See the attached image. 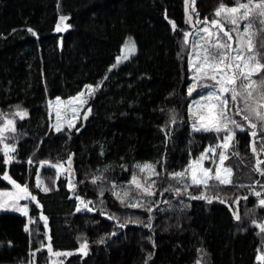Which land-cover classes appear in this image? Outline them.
Wrapping results in <instances>:
<instances>
[{
    "label": "trees",
    "instance_id": "trees-1",
    "mask_svg": "<svg viewBox=\"0 0 264 264\" xmlns=\"http://www.w3.org/2000/svg\"><path fill=\"white\" fill-rule=\"evenodd\" d=\"M220 3L232 5L234 0H195L193 20L196 14L201 21L215 18ZM183 6L184 0H0V110L10 114L19 104L29 113L22 121L16 118V160L4 165L0 152V189L9 188L2 179L7 171L18 183H27L42 206L30 202L29 217L35 220L29 225L34 230L31 236L24 231L28 217L0 212V264H50L46 247L36 252L35 259L31 255L39 248V240L48 243L45 233L51 236L54 251L73 252L62 257L64 264H144L149 252L153 256L148 264H196L198 259L201 264H258L255 257L264 249V235H258L250 224L251 213L239 227L232 216L238 210L243 218L254 206L256 198L251 195L247 201L232 203L236 196L248 194L247 188L220 186L227 203L158 192L153 199L161 201L159 208L165 210L154 211V231L128 225L115 229L117 234L106 238L105 244H97L94 241L100 236L114 230L115 221L99 211L77 212L78 202L67 187L66 174L57 177L54 168L39 163L67 161L73 155L76 191L96 201L90 177L105 165L110 166L106 173L110 179L126 183L138 162H155L158 171L161 165L168 172L180 171L204 147L216 143L212 134L192 133L188 120L187 106L193 99L187 95L190 45L183 53L181 45L183 31L193 29L185 21ZM61 15L68 17L66 23L71 27L57 33L55 25ZM170 22L177 25L175 31ZM255 27L259 47L264 42V27ZM128 37L135 42V54L113 67ZM87 84L93 85L95 94L87 104L91 112L85 123L80 120L79 131L73 129L71 138L67 130L55 132L49 102L57 96H75ZM171 108L182 122L167 126L171 133L166 137L165 113ZM261 135L264 131H258V137ZM251 142L247 128L237 130L225 161L233 168L232 179L237 184L262 179L252 171ZM259 143L257 140V147ZM260 158L264 160V153ZM37 169L43 186L51 189L47 193L36 187ZM85 174L89 179L85 180ZM81 180L85 182L79 183ZM190 190L196 194L195 189ZM103 199L109 212L147 217L140 209L122 207L109 192ZM164 200H170L173 208ZM181 200L189 206L184 208ZM257 213L264 215V209ZM41 214L48 218L47 228ZM85 237L90 250L82 256L75 250ZM201 249L206 255L198 252Z\"/></svg>",
    "mask_w": 264,
    "mask_h": 264
},
{
    "label": "snow or ice",
    "instance_id": "snow-or-ice-1",
    "mask_svg": "<svg viewBox=\"0 0 264 264\" xmlns=\"http://www.w3.org/2000/svg\"><path fill=\"white\" fill-rule=\"evenodd\" d=\"M194 5L195 0H191V12H189L190 0H185L186 23L193 29L192 31H183L181 45V53L185 51V46L190 45L191 48L187 57L191 80L187 87V95L192 97L193 93L200 89L207 91L203 94L198 92V99H194L188 104V120L192 133L212 134L216 143L204 147L203 151L195 158L190 159L188 165L180 171L168 172L163 168V165H161L162 170L158 171L155 162H138L133 165L131 178L126 183H117L116 180L110 179L106 175L110 166L105 165L103 169H97L90 177L98 195L96 201L86 199L76 191V174L71 155L68 156L67 161H39L41 166L50 165L54 168L57 177L66 174L67 187L78 202L76 204L77 212L99 211L100 215L115 221L114 230L100 236L94 241L97 244H105L106 238L110 239L111 236L117 234L115 229H125L128 225L142 226L149 231H154V211L165 210L159 208L161 201L153 199L158 192L161 196L164 192H172L178 197L187 196L189 200H204L207 203L218 200L220 203H227L226 194L221 196L219 191V187L222 185L248 189V194L236 196L232 203L238 204L241 199L247 201L249 195L256 198L254 206L245 212L243 218L238 210H234L232 216L238 222L239 227L244 224L245 218L251 213L250 224L258 229V235H264V215L257 213V209H264V160L260 158V155L264 153V135L258 137V131H264V42L257 47L256 37L259 30L254 24L255 20H259L260 25L264 26V0H246V2L236 0L233 6L220 3L215 9V18L209 20L208 17H204L202 21L198 14L193 20V14L196 13ZM67 20L68 17L65 15L59 17V22L55 25L57 33L71 27L66 23ZM225 22L231 27L226 28ZM170 23L175 31L177 25L175 22ZM27 30L34 36L36 35L32 28ZM220 33L227 39L224 40ZM190 37H192L191 41ZM135 51V43L131 38H127L121 48L122 55L116 57L117 64L128 60L129 55ZM178 55L180 54L178 53ZM256 74H260L261 78L255 79ZM99 86V84L96 85L97 88ZM84 87L87 90V96L84 91H81L68 98L67 101L57 96L54 104L52 101L49 102L50 114L52 111L55 113V122L51 124V128L55 132L60 133L66 127L67 135L71 138L72 129L76 127L75 122L81 108L88 103V98L95 94L93 85L87 84ZM169 95L171 96L173 93H169ZM13 107L14 110L10 114L0 110V152L3 154L2 163L4 165H9L16 160L17 145L15 141L19 138L16 118L22 121L29 115L28 110L19 104ZM90 112V107L83 112L85 120ZM165 114L167 116L165 128L169 125H177L178 121L182 122L174 108L168 109ZM246 128L249 136L252 137L251 151L255 157L252 171L262 178L252 180L247 185L235 183L232 179L233 168L225 164L229 158L228 150L235 140L237 130L245 131ZM76 131L78 132L79 128H76ZM170 133L171 128H167L166 137ZM9 140L13 142L9 143ZM257 140L260 142L259 147H257ZM189 143L191 144L192 141ZM100 154L103 155V146H101ZM189 154L191 155V153ZM233 154L238 155V153ZM205 161H210V166H205ZM28 163L29 165L33 163L31 157H29ZM120 167L126 169L125 165H120ZM36 177V187L45 193L49 192L51 189L43 186L39 169H37ZM2 179L11 185V190H0V209H9L28 217L24 231L31 236L34 230L30 229L29 225L35 223V220L29 217V204L20 202L31 201L35 202L37 207H42L40 202L29 190L27 183H18L7 171L3 172ZM87 179L89 176L85 174V180ZM85 180H81L79 183H84ZM190 189H195L196 194ZM105 192H109L126 209H140L142 212H146V219L141 215L127 212L116 214L107 211L103 199ZM163 203L169 209L173 208L170 200H164ZM180 203L184 208L189 206L183 200ZM40 218L44 221V227L47 228V216L41 214ZM35 232L39 235L38 230ZM45 236L48 243L45 245L42 240L38 241L39 248L31 252L33 259H35L36 252L46 247L51 264H64V261L59 258L71 256L73 252L54 251L51 236L47 233ZM148 239L155 247L152 237L149 236ZM89 250V240L86 237L80 239L79 247L75 251L82 256H87ZM198 252L206 255L202 249ZM152 256L153 253L149 252L144 264H148ZM255 260L258 264H264V249L258 250ZM196 264H201V260L198 259Z\"/></svg>",
    "mask_w": 264,
    "mask_h": 264
},
{
    "label": "rangeland",
    "instance_id": "rangeland-1",
    "mask_svg": "<svg viewBox=\"0 0 264 264\" xmlns=\"http://www.w3.org/2000/svg\"><path fill=\"white\" fill-rule=\"evenodd\" d=\"M241 2H246V0H241ZM236 3V0H234V3L232 4V5H228V6H233L234 4ZM185 0H184V6H183V11H184V16H185V21H186V19H187V17H186V12H185ZM189 12H191V0H190V6H189ZM188 24V23H187ZM242 24H243V22H242ZM254 24H255V26L256 25H260V23H259V20H255L254 21ZM189 25V24H188ZM225 26H226V28H230L231 27V25L230 24H227V22H225ZM262 28L264 27V26H262V25H260ZM220 35H221V37L224 39V40H226L227 38L226 37H223V34L222 33H220ZM233 36H235V34L233 33ZM128 38H131V37H128ZM127 39V38H126ZM132 39V38H131ZM191 39H192V37H190V41H191ZM132 41L134 42V40L132 39ZM135 43V42H134ZM190 51H191V48H190ZM134 54L135 53H133V54H130L129 55V59L128 60H130L133 56H134ZM120 55H122V53H120L118 56H120ZM128 60H123V61H121L120 63H118L117 64V62H116V60H115V62L113 63V65H115L114 67H117V66H119V65H121V64H123L124 62H127ZM112 65V66H113ZM81 91H84L85 92V94H86V96H87V90L85 89V87L81 90ZM80 91V92H81ZM207 90L206 89H200V90H198V92L200 93V94H203V93H205ZM198 92H194L193 93V99H192V101L194 100V99H198V95H194L195 93L196 94H198ZM92 98V96L91 97H89L88 98V102L90 101V99ZM62 100H65V101H67L68 99H62ZM52 102H53V104L55 103V99L54 100H52ZM88 104V103H87ZM87 104L86 105H84L83 106V108H81V110H80V113H79V115H78V117H77V120H76V127H77V125H78V123L80 122V120H82L83 119V112L84 111H86L87 110ZM49 115H50V119H51V124H53L54 122H55V113H54V111H52L51 112V114H50V109H49ZM69 115H71V113H69ZM75 127V128H76ZM75 128H73V129H75ZM72 129V130H73ZM65 130H67L66 129V127H65ZM230 150V149H229ZM229 150H228V153H229ZM205 166H210V161H205ZM7 182V181H6ZM9 185V188H5V189H0V190H11V185L10 184H8ZM30 202L31 201H21L20 203L21 204H23V203H28L29 205H30ZM1 210H5V211H8V212H12V213H17V212H14V211H11V210H9V209H0V211ZM17 214H19V213H17ZM53 259H56V258H53ZM59 259H62L63 261H64V258H62V257H60ZM51 264V263H50Z\"/></svg>",
    "mask_w": 264,
    "mask_h": 264
},
{
    "label": "water",
    "instance_id": "water-1",
    "mask_svg": "<svg viewBox=\"0 0 264 264\" xmlns=\"http://www.w3.org/2000/svg\"><path fill=\"white\" fill-rule=\"evenodd\" d=\"M82 120H83V123H85V119H84V117H83V119H82ZM72 165H73V155H72ZM73 169L75 170V168H74V165H73ZM75 174H76V171H75ZM77 254L81 255V254H80V253H78V252H77Z\"/></svg>",
    "mask_w": 264,
    "mask_h": 264
},
{
    "label": "crops",
    "instance_id": "crops-1",
    "mask_svg": "<svg viewBox=\"0 0 264 264\" xmlns=\"http://www.w3.org/2000/svg\"><path fill=\"white\" fill-rule=\"evenodd\" d=\"M17 214V213H16ZM18 215H20V214H18Z\"/></svg>",
    "mask_w": 264,
    "mask_h": 264
}]
</instances>
